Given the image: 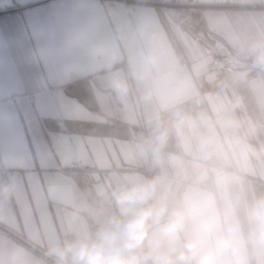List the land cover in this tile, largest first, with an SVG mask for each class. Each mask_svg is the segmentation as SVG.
Segmentation results:
<instances>
[{"label": "crops", "instance_id": "obj_1", "mask_svg": "<svg viewBox=\"0 0 264 264\" xmlns=\"http://www.w3.org/2000/svg\"><path fill=\"white\" fill-rule=\"evenodd\" d=\"M257 41L264 0H0V264H58L54 244L99 239L123 215L109 190L136 180L185 210L179 240L150 229L162 250L212 243L231 211L223 184L246 203L264 194V70L246 47ZM212 43L235 68L214 64ZM177 109L195 121L182 134ZM157 114L169 126L158 158ZM208 132L213 152L197 155ZM238 215L246 228L244 204ZM258 249L246 244L247 264H264Z\"/></svg>", "mask_w": 264, "mask_h": 264}, {"label": "clouds", "instance_id": "obj_2", "mask_svg": "<svg viewBox=\"0 0 264 264\" xmlns=\"http://www.w3.org/2000/svg\"><path fill=\"white\" fill-rule=\"evenodd\" d=\"M246 47L248 54L254 53L253 65L264 70V41L252 42ZM145 59L151 62L153 57L145 56ZM143 75L140 74L141 78ZM242 75L246 76L247 73ZM117 88L118 98L125 99L128 93L127 82L118 81ZM150 95V90L146 91L141 99H148ZM173 117L171 127L176 129L177 134H182L186 123H195L180 109L173 113ZM153 121L160 144L152 151L158 158L163 141L167 139L169 126L160 120L158 114L155 118H148L149 123ZM215 140L214 132L203 134L196 145V154L204 157L211 155ZM9 190V186L0 187V197H6ZM156 191L155 180L117 184L109 190V194L123 215L109 217L110 227L98 233L99 239L66 242L63 247L54 244L50 252L60 257L58 264H67L69 258L73 264H146L149 259L163 260L165 264H176V261L181 264H247V243L255 242L259 245L258 250L264 251V194L246 203L242 190L233 193L223 184L221 195L231 211L224 218L214 241L206 243L205 235L189 237L183 240L182 246L172 243L164 251L161 249V240L150 238V229L155 227L158 233L170 236L174 241L179 240L186 213L179 206L170 207L167 200H153ZM241 204L245 205L246 228L238 215ZM165 215L167 220L161 223ZM146 240L149 241L147 248L144 247Z\"/></svg>", "mask_w": 264, "mask_h": 264}, {"label": "rangeland", "instance_id": "obj_3", "mask_svg": "<svg viewBox=\"0 0 264 264\" xmlns=\"http://www.w3.org/2000/svg\"><path fill=\"white\" fill-rule=\"evenodd\" d=\"M211 47H215L214 45H213V43L211 44ZM216 48V47H215ZM213 49V48H212ZM218 49H220V48H218ZM221 50V49H220ZM213 52H214V54H215V56H216V58H217V55H216V53H215V50H213ZM221 52V51H220ZM226 56H228V55H226ZM225 56V60H224V63L225 64H227L228 65V67H226V68H228V69H231V68H235L236 66H235V62H234V60L233 59H229L228 57H226ZM230 60H233V61H230ZM74 161H77L78 163H79V166H76V165H74L73 164V162ZM70 165L75 169V170H77L81 175H84V176H90L91 174H92V171H90L89 169H87L86 167H84L78 160H72L71 162H70ZM234 170H235V168H233ZM86 171V170H88L89 172H90V174L89 175H87V174H84L85 172L84 171ZM115 216V213H113L111 216Z\"/></svg>", "mask_w": 264, "mask_h": 264}, {"label": "built area", "instance_id": "obj_4", "mask_svg": "<svg viewBox=\"0 0 264 264\" xmlns=\"http://www.w3.org/2000/svg\"><path fill=\"white\" fill-rule=\"evenodd\" d=\"M194 5H195V4H194ZM195 6H196V5H195ZM199 38H200L201 40H204V41H205V37H204V36H199ZM207 42H208V41H207ZM212 48H213V50H215V53H216V55H217V58H216L214 64H217V65H220V66L228 67V65L224 63V60H225V56H226V55L223 53V51H221L220 49L215 48V47H212ZM220 51H221V52H220ZM226 57H227V56H226ZM214 64H213V65H214ZM73 164L76 165V166H79V163H78L77 161H74ZM83 171H84V170H83ZM84 172H85L84 174H87V175L90 174V172H89L88 170H86V171H84Z\"/></svg>", "mask_w": 264, "mask_h": 264}, {"label": "water", "instance_id": "obj_5", "mask_svg": "<svg viewBox=\"0 0 264 264\" xmlns=\"http://www.w3.org/2000/svg\"><path fill=\"white\" fill-rule=\"evenodd\" d=\"M221 49V51H223V53L225 54V55H228V56H230L231 54H230V52L226 49V47H222V48H220Z\"/></svg>", "mask_w": 264, "mask_h": 264}, {"label": "bare ground", "instance_id": "obj_6", "mask_svg": "<svg viewBox=\"0 0 264 264\" xmlns=\"http://www.w3.org/2000/svg\"><path fill=\"white\" fill-rule=\"evenodd\" d=\"M228 57H231V56H228ZM229 59H232V58H229ZM230 61H233V60H230Z\"/></svg>", "mask_w": 264, "mask_h": 264}]
</instances>
